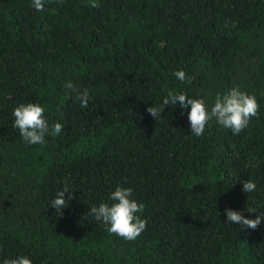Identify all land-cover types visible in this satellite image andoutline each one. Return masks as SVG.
Listing matches in <instances>:
<instances>
[{"label":"trees","instance_id":"trees-1","mask_svg":"<svg viewBox=\"0 0 264 264\" xmlns=\"http://www.w3.org/2000/svg\"><path fill=\"white\" fill-rule=\"evenodd\" d=\"M91 3L0 0V264H264V217L253 230L225 211L264 214V0ZM68 81L88 90L86 108ZM237 86L260 105L239 134L213 120L195 136L179 102L146 111L169 91L210 110ZM29 102L62 132L25 142L13 111ZM117 186L144 205L133 241L89 213Z\"/></svg>","mask_w":264,"mask_h":264},{"label":"clouds","instance_id":"clouds-1","mask_svg":"<svg viewBox=\"0 0 264 264\" xmlns=\"http://www.w3.org/2000/svg\"><path fill=\"white\" fill-rule=\"evenodd\" d=\"M33 6L37 11L44 8V0H33ZM96 0H92L91 7H99ZM180 81H187L191 84L194 77L186 76L185 71L180 70L174 73ZM66 87L77 94V98L81 101L80 107L86 108L89 102V92L84 89L81 92L71 81L66 83ZM179 105L182 108H188V120L190 122L191 133L195 136H201L205 127L210 121L215 120L220 126L232 130L233 134H239L245 129L251 118L259 115V103L254 95H250L237 87L231 88L224 94H217L214 105L209 110L203 99L193 98L185 93H176L169 91L163 99L161 106H149L146 111L156 120L161 117V113L167 105ZM45 108L38 103L29 102L17 106L13 115L15 117L13 127L19 129V133L23 140L29 144H43L46 134L59 135L63 126L60 122L54 123L50 127L48 120L44 116ZM256 190V183L252 180L243 182V191L245 193ZM132 188L117 186L110 193L109 199L113 201L111 205L108 203H100L99 206H93L89 209V213L96 221H103L109 225L108 232L123 238L126 241L137 239L141 233L147 228V220L141 219L138 213H142L144 205L132 199ZM69 194V198L65 199V194ZM72 191L65 186L59 191L57 197L52 201L53 208L58 214H62L61 210L67 207L70 199H72ZM227 221L232 224H239L242 228L247 227L255 230L261 223L264 214L257 215L255 219L244 216L241 212L232 209H226ZM249 212H256L255 209L248 208ZM3 264H32V261L26 256H19L14 259H5Z\"/></svg>","mask_w":264,"mask_h":264}]
</instances>
